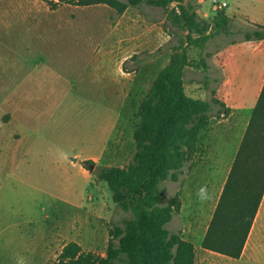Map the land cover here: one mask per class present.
<instances>
[{"label": "rangeland", "instance_id": "rangeland-1", "mask_svg": "<svg viewBox=\"0 0 264 264\" xmlns=\"http://www.w3.org/2000/svg\"><path fill=\"white\" fill-rule=\"evenodd\" d=\"M219 1L229 4L224 11L234 17V34L189 48L195 66L185 69L187 92L206 101L223 79L214 53L233 40L243 42L242 30L255 27L235 16L237 6L250 9L246 0ZM16 12L18 19L9 16ZM165 19V10L145 4L118 14L104 4L52 9L47 0H0V264H54L71 241L86 252L106 254L109 231L131 214L113 201L105 183L73 159L105 167L118 144L124 148L122 164L132 161L141 103L179 41L164 27ZM201 59L208 63L206 71L196 65ZM114 76L126 80L129 96L117 97ZM222 110L213 104L199 161L208 155L227 161L236 156L250 115ZM119 112L106 155L85 159L99 154L109 135L105 124ZM182 185L171 179L160 184L165 203L179 196ZM183 227L178 218L168 225L170 230ZM197 264L234 261L200 254Z\"/></svg>", "mask_w": 264, "mask_h": 264}, {"label": "trees", "instance_id": "trees-1", "mask_svg": "<svg viewBox=\"0 0 264 264\" xmlns=\"http://www.w3.org/2000/svg\"><path fill=\"white\" fill-rule=\"evenodd\" d=\"M52 9L63 5L104 4L123 14L141 4L166 12L164 27L179 41L169 62L150 85L137 114L132 137L135 153L125 167H96V180L105 183L113 201L130 217L109 231L105 255L86 252L67 243L54 264H196V251L182 232L168 224L180 209L179 196L165 203L160 184L178 181L187 162L202 150L201 138L211 122V101L188 95L185 69L195 66L188 56L191 47L204 48L211 39L234 34V17L224 8L209 19L200 18L197 0H47ZM242 30L244 41H263L264 25ZM233 40L228 44L237 43ZM205 71L206 60L196 64ZM228 111V109H227ZM89 170L92 160L82 162ZM264 196V84L253 108L221 198L202 241L204 249L232 258L242 254L246 239Z\"/></svg>", "mask_w": 264, "mask_h": 264}, {"label": "crops", "instance_id": "crops-1", "mask_svg": "<svg viewBox=\"0 0 264 264\" xmlns=\"http://www.w3.org/2000/svg\"><path fill=\"white\" fill-rule=\"evenodd\" d=\"M217 1L219 0H197V3L199 4L197 10L198 14L200 13L204 19L212 17L217 10H220L218 4L226 2ZM246 1L250 5V9L244 8L243 5L237 6L235 16H244L254 24L264 25V0ZM228 6L229 4L227 3L226 7ZM226 13L228 14L227 11ZM228 15L232 16L230 14ZM9 16L18 19L20 17V12L14 14L9 13ZM213 59L214 64H217V67L222 70L223 79L220 85L216 88L214 97L222 102L228 109V111L227 109L223 111V114L228 113L229 111L232 112V114L243 112L249 114L251 117L253 108L256 105L264 84V42L243 41L223 45L216 50ZM106 63L107 61H105V64ZM108 66L111 65L108 64ZM112 71L113 70L109 68L108 72L111 73ZM114 78L115 80H113V83L115 85L114 88L117 97L121 98L122 96H129L131 90L128 89L126 80L119 76H114ZM212 80L214 82L220 81L215 78H212ZM186 85L185 81V89L187 92ZM120 114L121 112H119L113 119H108L105 124V130L109 131V135L105 134L106 136L102 139L103 143L101 141L102 145L98 148L100 151L99 154L85 155V159L97 160L102 159L104 155H106L109 138L116 128V123L118 122ZM114 119L116 120L114 121ZM221 123L222 121H218L217 124ZM123 150V146H118L117 144L116 148H114L113 152L109 155L108 166L125 167L124 164H122V161L125 158V156H123ZM134 153L135 152H133V154ZM203 159L204 160L199 161L198 158L195 157V159L187 162L179 180H171L173 183H184V185H182V189H179V198L181 202L180 209L174 214L172 220L168 224L171 225L176 218L184 221V227L182 229L178 228V230L172 231L182 232L183 237L194 244L196 251V264L200 254L222 255L204 249L201 244L214 217V213L235 160L234 158L227 161L224 157H214L210 155ZM73 161L76 162L82 170L86 169L82 163L81 165L77 163V158L76 161ZM68 200L69 203L74 205L82 204V201L79 203H73L70 199H67V201ZM204 219H208V223H205L203 221ZM193 237L196 239L193 240ZM222 256L234 261V264L264 263V196L246 239L241 256L239 258H232L226 255Z\"/></svg>", "mask_w": 264, "mask_h": 264}, {"label": "built area", "instance_id": "built-area-1", "mask_svg": "<svg viewBox=\"0 0 264 264\" xmlns=\"http://www.w3.org/2000/svg\"><path fill=\"white\" fill-rule=\"evenodd\" d=\"M226 6H227V3H226V2H222V3L218 4V8H219V9H223V8H225Z\"/></svg>", "mask_w": 264, "mask_h": 264}, {"label": "water", "instance_id": "water-1", "mask_svg": "<svg viewBox=\"0 0 264 264\" xmlns=\"http://www.w3.org/2000/svg\"><path fill=\"white\" fill-rule=\"evenodd\" d=\"M73 160H75V161H76V158H75V159H73ZM94 168H95V165H94V164L89 166V169H90V171H92V172H93Z\"/></svg>", "mask_w": 264, "mask_h": 264}]
</instances>
